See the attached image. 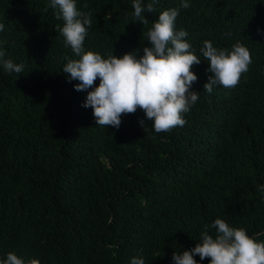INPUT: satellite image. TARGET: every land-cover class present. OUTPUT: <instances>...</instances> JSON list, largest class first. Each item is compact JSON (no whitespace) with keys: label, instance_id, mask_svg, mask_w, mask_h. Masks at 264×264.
I'll list each match as a JSON object with an SVG mask.
<instances>
[{"label":"trees","instance_id":"1","mask_svg":"<svg viewBox=\"0 0 264 264\" xmlns=\"http://www.w3.org/2000/svg\"><path fill=\"white\" fill-rule=\"evenodd\" d=\"M179 4L157 0L142 24L132 0H77L92 14L85 49L142 55L147 29ZM0 22L6 58L25 64L22 73L0 68V255L40 264H130L143 255L146 264H172V253L194 247L216 217L264 241V0L180 8L176 27L202 59L192 67L200 93L186 123L160 133L150 121L140 126L139 108L122 114L118 129L96 125L82 106L88 90H75L79 81L62 70L78 57L48 0H0ZM205 40L249 49L234 87L203 89L211 75L199 51Z\"/></svg>","mask_w":264,"mask_h":264},{"label":"clouds","instance_id":"2","mask_svg":"<svg viewBox=\"0 0 264 264\" xmlns=\"http://www.w3.org/2000/svg\"><path fill=\"white\" fill-rule=\"evenodd\" d=\"M156 2L132 0L133 21L147 24L144 14L153 12ZM48 6L58 20H63L59 31L65 45L78 57L69 59L62 70L70 74V81H79L73 85L75 90H88L82 106L92 108L96 125L118 129L122 114L134 113L138 108L145 114L140 126L146 124L145 120L150 121L156 133L186 123L183 114L190 111L200 93L192 90L198 79L192 67L202 60L187 39L189 32L176 27L180 8L190 7V0H180L178 7L159 13L147 29L148 43L142 55L137 49L121 56L113 53L107 58L85 49L84 41L92 26L91 12L80 10L77 0H48ZM4 29L5 24L0 22V32ZM199 51L208 63L206 71L211 73L203 85L208 93L217 86L237 85L241 73L251 63L249 49L240 42L224 48L205 40ZM0 68L7 73H22L25 64L6 58L5 49L0 47ZM97 79L99 84L94 85ZM259 191L264 198V185L259 186ZM210 229L215 230L214 234H210ZM197 255L199 260L195 259ZM205 258H210L208 264H264V241L249 235L245 228L231 226L225 219L216 217L211 224L203 226L194 247L174 251L171 257L172 264H202ZM0 264H40V260L8 251L0 255ZM130 264H146V260L143 255H136L131 257Z\"/></svg>","mask_w":264,"mask_h":264}]
</instances>
